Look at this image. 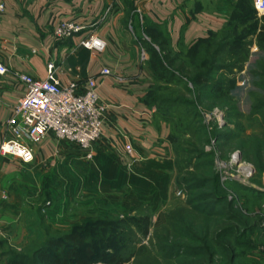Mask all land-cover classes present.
Segmentation results:
<instances>
[{
    "label": "rangeland",
    "instance_id": "obj_1",
    "mask_svg": "<svg viewBox=\"0 0 264 264\" xmlns=\"http://www.w3.org/2000/svg\"><path fill=\"white\" fill-rule=\"evenodd\" d=\"M201 1L185 3L183 21L195 29L188 44L181 42L186 24L178 35V27H157L168 41L165 51L176 57V78L166 83L151 74L142 97L168 147L153 160L155 175L146 185L136 165H120L110 152L95 160L62 154L19 168L5 197H45L44 209L35 218L3 220L0 264H37L35 254L48 239L76 229L96 254L138 251L128 264H264V51L251 34L264 14L254 0H236V34L225 31L230 39L222 40L214 0ZM128 25L147 60L149 47L160 50L145 34L147 16L134 13ZM212 68L206 87L191 82L194 72ZM143 217L150 220L145 237L137 225ZM165 238L175 250L161 251Z\"/></svg>",
    "mask_w": 264,
    "mask_h": 264
},
{
    "label": "crops",
    "instance_id": "obj_2",
    "mask_svg": "<svg viewBox=\"0 0 264 264\" xmlns=\"http://www.w3.org/2000/svg\"><path fill=\"white\" fill-rule=\"evenodd\" d=\"M188 1L0 0L3 5L0 9V64L7 68V73L0 75V144L9 136L6 123L13 107L25 93L24 85L15 74L25 73L43 79L48 65L52 64L61 84L71 80L83 83L90 77L97 83V92L106 111L101 137L91 146L92 159L95 160L98 152H110L116 155L120 165L129 169L136 165L137 178L145 180L147 185L156 173L153 160L167 154L168 147L161 142V133L153 125L151 109L142 100L150 84L151 71L147 54L145 62L140 59L143 47L136 45L133 39L129 16L143 14L149 18V26L155 28L165 23L169 29L178 27V35L186 24L183 19L187 16L185 3ZM235 2L214 0L219 28L225 25L227 11ZM63 20H73L83 29L70 38L58 40L54 29ZM186 20L181 42L188 44L191 31L195 29H191L193 23ZM92 34L105 43L102 51L82 45L81 42ZM173 38L174 42L178 40L177 36ZM103 68L110 69L111 75H103ZM126 145L131 146L129 152L125 150ZM33 150L34 159L30 163L0 153V226L5 218H22L28 214L35 218L44 209L45 197H5L8 191L4 186L16 182L19 168L36 166L62 154L78 152L84 157L75 144L52 136L34 144ZM149 164L151 169L147 167Z\"/></svg>",
    "mask_w": 264,
    "mask_h": 264
},
{
    "label": "built area",
    "instance_id": "obj_3",
    "mask_svg": "<svg viewBox=\"0 0 264 264\" xmlns=\"http://www.w3.org/2000/svg\"><path fill=\"white\" fill-rule=\"evenodd\" d=\"M253 5L258 14H264V0H254ZM82 29L73 20H63L55 27L54 36L64 40ZM81 43L95 51H102L105 47L96 34L89 35ZM141 57L146 58L143 49ZM6 73L7 68L0 64V75ZM101 73L109 75L110 71L103 68ZM15 75L24 85L25 93L17 100L6 123L9 136L0 144V153L30 163L34 159L33 145L52 136L75 144L85 158H92L91 146L101 137L106 110L95 79L90 77L83 83L71 80L61 84L52 64L48 65L43 79L25 73ZM154 112L151 109V113Z\"/></svg>",
    "mask_w": 264,
    "mask_h": 264
},
{
    "label": "trees",
    "instance_id": "obj_4",
    "mask_svg": "<svg viewBox=\"0 0 264 264\" xmlns=\"http://www.w3.org/2000/svg\"><path fill=\"white\" fill-rule=\"evenodd\" d=\"M234 8L235 14H232V10ZM230 18L232 15L237 16L234 22H230V18L226 20L225 28L223 30L224 34H222V40H229L230 36L228 33L229 30L235 33L236 27L240 20L238 19L237 15V3L230 8ZM241 18V16H240ZM229 21V22H228ZM228 27V29H226ZM145 34L150 38L152 43L158 44L160 50H156L153 47H149V58L147 60L148 67L151 71L152 76L157 81H164L166 83H170L174 81L176 78L175 71L172 70L174 67V63L176 61V57L170 56V52H166V48L168 46V41L163 36V34L153 26H146L145 27ZM226 31V32H225ZM229 31V32H230ZM255 35V42L257 47L260 50L264 51V15L261 17L260 24L257 30L253 33ZM236 44V43H235ZM230 46V45H229ZM234 46H237L234 45ZM164 53V54H163ZM238 51H235V57H238ZM163 54V55H162ZM245 59L239 58L237 63L242 64ZM241 66V65H240ZM239 66V69L241 68ZM215 69H208L207 72H199L196 71L191 76V82L200 88L206 87L209 83L208 74L209 72L214 71ZM216 86V87H215ZM215 90L220 91V86L215 83ZM137 225L141 226L139 233L145 237L149 233V225L150 220L148 217H143L137 219ZM167 249L161 250L162 252H168L175 250L174 246L168 242L167 238L163 239ZM86 240L81 235L78 229L65 235L63 238H50L46 241L45 245L39 249L35 256L37 264H128L131 258H138V251L136 253H131L130 255H124L122 252L118 251L117 253H105L101 252L96 254L92 247L86 246ZM160 243L157 246H153L152 249L160 248ZM146 247H140L138 249H145ZM177 248V247H176ZM137 249V250H138ZM17 264V263H14ZM138 264V260H137Z\"/></svg>",
    "mask_w": 264,
    "mask_h": 264
},
{
    "label": "bare ground",
    "instance_id": "obj_5",
    "mask_svg": "<svg viewBox=\"0 0 264 264\" xmlns=\"http://www.w3.org/2000/svg\"><path fill=\"white\" fill-rule=\"evenodd\" d=\"M246 171H248L247 168H241L240 169V172H246Z\"/></svg>",
    "mask_w": 264,
    "mask_h": 264
}]
</instances>
